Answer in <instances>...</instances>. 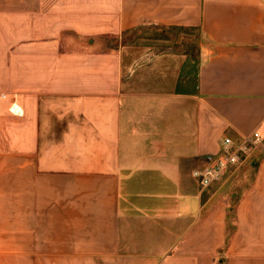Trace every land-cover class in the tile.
Masks as SVG:
<instances>
[{
  "label": "crops",
  "instance_id": "obj_1",
  "mask_svg": "<svg viewBox=\"0 0 264 264\" xmlns=\"http://www.w3.org/2000/svg\"><path fill=\"white\" fill-rule=\"evenodd\" d=\"M142 27L196 58L112 46ZM0 264H264V0H0Z\"/></svg>",
  "mask_w": 264,
  "mask_h": 264
},
{
  "label": "rangeland",
  "instance_id": "obj_2",
  "mask_svg": "<svg viewBox=\"0 0 264 264\" xmlns=\"http://www.w3.org/2000/svg\"><path fill=\"white\" fill-rule=\"evenodd\" d=\"M198 41L199 33L194 29L142 27L113 39L112 46L124 45V47H131L136 50L145 48L154 53L186 54L191 62L192 57L196 58ZM255 146L257 144L252 148ZM251 149L243 157L240 164L222 178V191L226 195L230 196L231 193H234L237 180L242 181L243 186H245L251 179L252 170L246 167L250 162ZM231 201L233 199L229 202L230 211L233 207Z\"/></svg>",
  "mask_w": 264,
  "mask_h": 264
},
{
  "label": "built area",
  "instance_id": "obj_3",
  "mask_svg": "<svg viewBox=\"0 0 264 264\" xmlns=\"http://www.w3.org/2000/svg\"><path fill=\"white\" fill-rule=\"evenodd\" d=\"M9 111L14 115H22V110L16 102L11 103ZM260 140L261 137L257 132L244 138L240 143H235L230 138L223 139L220 153L207 155L204 166L193 171L192 175L200 188L207 189L222 181V178L234 170L247 152Z\"/></svg>",
  "mask_w": 264,
  "mask_h": 264
}]
</instances>
